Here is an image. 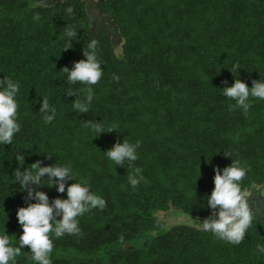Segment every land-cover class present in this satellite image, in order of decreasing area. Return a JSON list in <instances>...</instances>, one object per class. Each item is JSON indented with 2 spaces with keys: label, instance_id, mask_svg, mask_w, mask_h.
<instances>
[{
  "label": "trees",
  "instance_id": "trees-1",
  "mask_svg": "<svg viewBox=\"0 0 264 264\" xmlns=\"http://www.w3.org/2000/svg\"><path fill=\"white\" fill-rule=\"evenodd\" d=\"M42 1L0 0V79L19 82L21 125L11 145L0 144V235L18 246L23 230L16 213L27 203L14 172L23 154L22 171L37 160L70 164L77 181L106 201L103 210L78 217L82 235L53 237L52 264H264L257 250L264 246V220L253 219L245 239L233 245L203 231L197 219L211 214L207 199L217 166L232 159L246 166L241 187L247 192L264 184V100L250 98L245 115L230 110L235 101L222 94L223 81L231 86L236 79L229 70L235 64L249 87L253 79L264 81V0H100L124 39L118 54L107 24L98 19L92 28L84 0ZM65 27L77 37L65 36ZM92 39L103 77L93 86L89 112L81 114L72 107L76 98L64 93L81 85H70L61 69L85 59ZM43 97L56 109L50 124L39 112ZM86 121L105 130L116 125V132L99 136ZM123 139L141 142L132 168H142L147 182L135 188L128 164L117 166L104 153ZM46 179L38 190L67 198ZM171 210L195 222L164 227L160 213ZM15 264H36L28 247Z\"/></svg>",
  "mask_w": 264,
  "mask_h": 264
},
{
  "label": "clouds",
  "instance_id": "clouds-1",
  "mask_svg": "<svg viewBox=\"0 0 264 264\" xmlns=\"http://www.w3.org/2000/svg\"><path fill=\"white\" fill-rule=\"evenodd\" d=\"M73 11L71 6L66 8L67 14H72ZM33 19L39 20V14H36ZM77 34L71 27H65L64 35L68 38L74 39ZM83 55L85 59L75 61L71 69L67 66L63 67L61 72L67 73V82L70 85H81L80 88L69 87L64 93L68 97L76 98L72 102L74 110L86 114L94 98L93 86L97 85L103 77L102 64L98 59V41L92 39L86 48L84 47ZM240 69L239 64L229 69L236 79L231 86H227L226 80L223 81L225 87L222 88V94L229 100L235 101L234 105H229L230 110L242 109L247 115L252 106L251 99L264 100V81L253 79L252 86L249 87L246 82L237 78V72ZM113 79L119 81L118 76H114ZM19 89V82H14L8 77L0 79V144L11 145L15 134L21 130V125L18 123L19 104L16 100ZM80 92L85 93L84 99L77 98ZM39 112L43 114L45 123L50 124L55 119L56 109L50 106L47 97H43ZM84 127L91 128L100 136L105 132H116L117 126L112 125L105 130L100 123L86 121ZM140 146V141L133 144L123 139V142L118 140L112 148L104 152L117 166L124 167L126 163L128 164L129 169L132 170L129 171L127 179L134 188L141 181L147 182L142 175V168H132L138 159L137 149ZM224 155L232 157L230 152H225ZM47 156L51 159L50 155ZM15 160L20 167L16 168L14 178L26 193L27 206L20 207L16 213L18 223L23 230L18 239V246L12 245L8 234L0 235V264H15L16 258L25 247L30 249L31 259L36 264H52L50 257L54 249L53 237L59 239L65 234L82 235L78 217L93 209L103 210L107 206L106 201L93 193L87 182L77 181L70 164L61 166L56 163L43 166V161L37 160L22 171L25 156L19 154ZM247 171L248 168L242 166L239 160L232 159V164L223 169L217 166L214 169V189L207 199L211 214L203 221L197 218L203 231L210 232L216 238L233 245H239L245 239L253 219H257L248 201V192L241 187ZM42 179H46L47 187L55 188L58 193L66 192L67 198L50 199L46 192L40 190L43 187L38 190ZM72 180L76 182L69 184ZM257 185L259 186L253 183L249 190ZM123 239L121 236L120 241L122 242ZM257 250L264 253V246L257 245Z\"/></svg>",
  "mask_w": 264,
  "mask_h": 264
},
{
  "label": "water",
  "instance_id": "water-1",
  "mask_svg": "<svg viewBox=\"0 0 264 264\" xmlns=\"http://www.w3.org/2000/svg\"><path fill=\"white\" fill-rule=\"evenodd\" d=\"M58 0H43L41 3L44 5H51ZM64 1V0H61ZM66 1V0H65ZM86 4V11L91 19L92 28L95 27L98 19L107 24V32L111 37V41L114 45L115 52L118 54L122 52L123 37L119 31V28L113 19V17L107 13H104L99 7L100 0H84ZM119 49V52H117ZM262 191L264 192V184L262 185ZM264 220V219H263Z\"/></svg>",
  "mask_w": 264,
  "mask_h": 264
},
{
  "label": "flooded vegetation",
  "instance_id": "flooded-vegetation-1",
  "mask_svg": "<svg viewBox=\"0 0 264 264\" xmlns=\"http://www.w3.org/2000/svg\"><path fill=\"white\" fill-rule=\"evenodd\" d=\"M248 197L257 219H264V192L258 185L249 190Z\"/></svg>",
  "mask_w": 264,
  "mask_h": 264
},
{
  "label": "rangeland",
  "instance_id": "rangeland-1",
  "mask_svg": "<svg viewBox=\"0 0 264 264\" xmlns=\"http://www.w3.org/2000/svg\"><path fill=\"white\" fill-rule=\"evenodd\" d=\"M119 52V49L118 51ZM263 186H261L262 188ZM160 218L162 221L165 222L164 227H168L171 224H174L176 222H188V223H194L195 220L192 219L189 215L182 214L180 211L177 210H171L167 212H161L160 213ZM196 224V223H195ZM200 225V224H198Z\"/></svg>",
  "mask_w": 264,
  "mask_h": 264
}]
</instances>
